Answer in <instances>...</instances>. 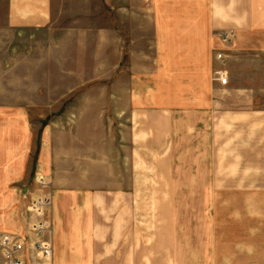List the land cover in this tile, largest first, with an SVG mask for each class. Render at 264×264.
<instances>
[{
	"label": "crops",
	"instance_id": "crops-1",
	"mask_svg": "<svg viewBox=\"0 0 264 264\" xmlns=\"http://www.w3.org/2000/svg\"><path fill=\"white\" fill-rule=\"evenodd\" d=\"M25 29L47 33L51 62L70 52L112 91L83 94L64 153L38 159L49 181V258L34 251L26 212L41 189L31 179L25 191L21 169L0 176V233L20 242L22 264H264L262 199L250 200L264 195V174H219L213 160L219 110L225 125L249 113L241 103L234 111L249 99L234 90L257 52L251 38H264V0H0V54L5 33ZM3 58L0 165L18 166L22 157L5 159Z\"/></svg>",
	"mask_w": 264,
	"mask_h": 264
},
{
	"label": "rangeland",
	"instance_id": "rangeland-1",
	"mask_svg": "<svg viewBox=\"0 0 264 264\" xmlns=\"http://www.w3.org/2000/svg\"><path fill=\"white\" fill-rule=\"evenodd\" d=\"M106 8L107 11H112L111 6L107 5ZM59 23L66 25L70 22ZM105 23L109 22L106 20ZM46 34L43 30L31 29L5 33V53L0 54L4 57L2 60H5V131L8 132L5 136L10 138L5 140V159L11 161L19 156L23 158V164L0 165V176H5L6 168L21 169L20 172L26 177L25 191L29 189V180L32 179L41 189L40 192L49 196L45 192L49 181L43 174V169H38V159L47 161L56 151L55 147L64 153L66 131L71 132L82 120L81 116L76 115L83 106L82 95L104 94L111 80H107L106 85L94 70L79 66L84 62H76L75 56L70 52L52 54L57 57V61L51 62V54L44 50ZM251 39V49L257 52H253L249 61L244 62L240 69L242 84L237 86L243 90H234L235 93H246L249 99L235 101L233 106L236 111L240 108L238 103L244 104L245 108L247 106L244 110L249 113L242 118H233L225 125L219 110L217 141L213 150V160L219 174L225 171L234 175L264 174V52L257 44L258 41L263 42L264 38ZM229 42H233V37H230ZM2 74L3 70L0 69V75ZM108 87L111 88L108 91H112V85ZM40 142L44 146L41 152ZM188 168L190 171L194 170L193 165L187 166ZM39 178H42L43 185L38 183ZM227 199L234 200V205L238 206L242 204L243 198H219L222 203ZM258 199H262L260 205L264 210V195L261 198L250 197L255 206L258 205ZM26 212L30 213V209H26Z\"/></svg>",
	"mask_w": 264,
	"mask_h": 264
},
{
	"label": "built area",
	"instance_id": "built-area-1",
	"mask_svg": "<svg viewBox=\"0 0 264 264\" xmlns=\"http://www.w3.org/2000/svg\"><path fill=\"white\" fill-rule=\"evenodd\" d=\"M231 35V31H219L217 33L218 39L224 44L230 40ZM224 56L223 50H218L215 53V57L218 60L223 59ZM214 73V79L220 84H226L227 76L224 72L215 71ZM38 183L40 185L44 184L42 178L38 179ZM50 203L51 200L48 195L40 194L33 198L28 205L30 212L35 216L34 221L30 224V229L37 236V239L33 242V249L43 258H49L51 255V244L45 236L46 231L49 228L46 215ZM19 250L20 242L13 238L9 233H0V258L2 259L3 264H22L19 257Z\"/></svg>",
	"mask_w": 264,
	"mask_h": 264
}]
</instances>
